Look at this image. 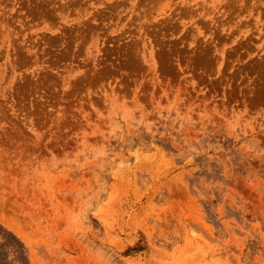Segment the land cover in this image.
<instances>
[{
    "label": "rangeland",
    "instance_id": "374dc122",
    "mask_svg": "<svg viewBox=\"0 0 264 264\" xmlns=\"http://www.w3.org/2000/svg\"><path fill=\"white\" fill-rule=\"evenodd\" d=\"M0 264H264V0H0Z\"/></svg>",
    "mask_w": 264,
    "mask_h": 264
}]
</instances>
